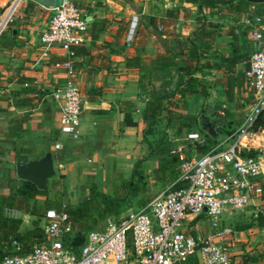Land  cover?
I'll return each instance as SVG.
<instances>
[{"label":"crops","instance_id":"0c3cea01","mask_svg":"<svg viewBox=\"0 0 264 264\" xmlns=\"http://www.w3.org/2000/svg\"><path fill=\"white\" fill-rule=\"evenodd\" d=\"M129 1L73 0L87 23L84 40L75 47L73 58L81 104L79 136L75 140L58 133L60 103L52 97V92L64 80V54L56 47L45 48L38 40L51 9L24 0L2 30L14 9L8 17L11 6L6 10L0 21V194L7 193L19 183L14 169L17 163L49 152L54 176L47 180L45 193L35 196V203L37 206L49 204L51 208L57 202L75 205L88 194L92 185L104 193H117L116 186L129 177L134 162L147 155L144 139L152 141L157 134L152 130L144 134L146 125L141 119V110L148 95L140 91L138 78L149 65H142L140 70L126 64V58L139 53L147 61L155 52L160 53V38L171 39L174 35L172 28L183 16L180 7L188 5L196 11V6L184 0H132L140 18L133 41L129 43L126 32L133 12ZM161 7L163 14L157 13ZM174 7L178 8L177 17H166L165 10ZM262 8L251 3L246 6L244 14L261 17L258 28L262 39L259 43L253 41L248 28L240 22L244 15H238L236 19L233 14L218 13L214 9H202L198 13H207L208 18L203 16L204 20L216 22L218 31L207 39L210 54L207 60L200 61H206L208 66L201 70L208 78H216L226 100L233 101L237 97L242 112L250 102V95L243 87L245 60L257 46L264 48ZM197 17L193 19V25L183 26L179 35L192 33L199 24ZM160 25L165 31L161 32ZM149 37L152 39L147 43ZM232 51L233 54L240 53V57L228 71L225 70V56ZM228 86L229 96L226 95ZM209 101L214 103L216 99L209 94L205 105ZM159 121L163 122L162 118L156 119L149 127ZM164 130L173 131L170 128ZM220 132L212 138H220ZM151 133L153 136L149 137ZM55 142L60 143L59 149L54 148ZM154 165L155 160L151 158L141 161L146 172ZM248 211L251 213V209ZM4 214L21 219L20 231L35 225L41 228L42 220L35 215L7 208H4ZM230 217L225 216L224 220ZM229 244L233 264L244 260V264L264 263V239H230Z\"/></svg>","mask_w":264,"mask_h":264},{"label":"built area","instance_id":"2783aa9c","mask_svg":"<svg viewBox=\"0 0 264 264\" xmlns=\"http://www.w3.org/2000/svg\"><path fill=\"white\" fill-rule=\"evenodd\" d=\"M131 22L134 27L136 16ZM240 22L259 43L261 17L247 14ZM86 28L73 0H59L38 35L40 45L56 47L64 54V80L52 97L60 103L57 131L71 140L79 136L81 113L73 58ZM242 78L250 102L239 122L188 159L183 153L186 144L178 143L170 151L181 160L178 175L145 205L106 215L101 228L88 231L76 252L62 242V234L71 231L66 213L47 208L41 216L44 242L21 253L19 242L10 238L4 243L8 253L0 264H182L190 259L194 264H233L229 242L234 230L224 217L247 207L264 216V125L262 119L258 121L264 114L263 47L249 52ZM182 139L203 141L197 131L184 132ZM53 146L59 149L60 143ZM199 216L207 221L202 234L192 223Z\"/></svg>","mask_w":264,"mask_h":264},{"label":"trees","instance_id":"16d2710c","mask_svg":"<svg viewBox=\"0 0 264 264\" xmlns=\"http://www.w3.org/2000/svg\"><path fill=\"white\" fill-rule=\"evenodd\" d=\"M184 1L194 4L197 13H201L202 9L209 11L214 9L218 13L233 14L236 19L240 16L242 17L246 13V6L251 4L245 0ZM259 5L263 6L260 12L263 11L264 13V4ZM177 14L178 8L174 7L165 10V16L171 19H175ZM197 20L199 21L197 28L189 35L181 36L176 34L172 36L170 39L174 44L172 54H155L147 60L148 62L146 61V57L141 56L139 53L126 58V64L136 66L140 70L143 68L142 65H152L151 63H153L156 69L174 67L179 74L173 92H169L166 88L161 87L155 88L149 94L147 93L148 98L144 101V106L141 110V119L146 125L144 134H147L151 130L149 126L160 117L163 121V131L169 128L176 134L181 133L183 130L184 132L194 131L193 127L197 124V118L193 115L177 111L174 101L179 100L180 105L185 107L187 96L195 93L206 94L205 87L195 77V73L200 72L203 67L208 66L206 61L201 62L200 60H207L206 57L210 54L208 51L210 46L207 44V39L218 34L216 22L206 21L202 16L197 17ZM136 26L137 24L135 25L134 33ZM239 54H233L232 51L225 56V70H232L233 63L237 62L240 57ZM144 70H147L146 67H144ZM138 87L140 89L139 85ZM229 92L228 86L226 90L227 96H229ZM171 99L175 100L172 102ZM260 119H262V124L264 125V114L259 116L258 121ZM226 130L223 129L222 132ZM202 135H204V139L199 144L182 138H170L164 133L158 134L152 141L144 139L148 149L147 155L140 157L134 162L129 177L116 186L118 189L117 193H104L97 190L95 185H92L88 194L75 205L57 202L52 208L58 212L63 211L66 213V221L71 227L69 233H64L61 236L63 245L76 252L78 247L85 241L86 233L94 230L98 222L106 215H117L129 207L132 202L136 206L134 209L145 205L155 195L154 190L156 188H161L172 182L178 175V165L181 160L170 151L178 143L183 142L186 144L183 151L186 159L192 155L189 152L190 145L194 151H197V154L201 153L213 142V138L206 132H202ZM145 158L155 160V165L149 172H146L141 166V161ZM176 186H179V184H176ZM45 189H37L31 182L19 179V183L16 186L11 187L7 193L0 194V259L8 253V248L4 246V243L10 238L16 239L19 242L21 253H26L33 246L44 242L42 229L39 226L35 225L31 229L20 231L19 225L21 219L4 214V208L14 209L41 218L44 210L51 207H49V204L37 206L34 198L38 194H44ZM122 203H124L125 207H122ZM244 263L245 260L239 264ZM182 264H194V262L190 259Z\"/></svg>","mask_w":264,"mask_h":264},{"label":"rangeland","instance_id":"374dc122","mask_svg":"<svg viewBox=\"0 0 264 264\" xmlns=\"http://www.w3.org/2000/svg\"><path fill=\"white\" fill-rule=\"evenodd\" d=\"M11 1L12 0H0V8L2 9L0 12V21L2 20V16L6 12L7 10L6 8L8 7ZM131 1L132 0L129 1L130 2L129 8L133 7V12H131L130 14V18L128 20V26H129V22L132 16H136V24L140 18L136 13L137 12L136 5L132 4ZM22 2L23 1H21L18 4V0H15L12 3L6 17H8L10 12L17 6L14 9L12 15L10 16V20H11L14 13L18 10L19 5ZM190 7L191 6H188V5L186 6L183 5L180 7L181 11L183 12L182 14L183 16L181 17L179 22L177 21L176 25L172 28L173 29L172 32L174 35L179 34L180 33L179 31H181V28H184L183 26H187L188 28V26L193 25L194 24L193 19H195L196 16L198 17L205 16L204 18H208L207 13L203 12L202 15L198 14L194 8L192 9ZM157 13L163 14L164 9H162L161 7L160 9H158ZM10 20H7L2 30L8 26V24L10 23ZM134 29H135V26L133 27V31L130 35V38L129 39L126 38L127 39L126 41H128L129 43H132L133 41ZM160 30L161 32L165 31L164 26L160 25ZM126 36H127V32H126ZM151 39L152 38L149 37L147 39L148 40L147 43H150ZM160 42H161V52L160 53L155 52V53L156 54H169V55L172 54V52L174 51V44L172 40L160 38ZM146 52L147 51L145 50V53ZM175 58H178V57H175ZM146 69L147 70L143 72L141 77L139 76L138 78V85L140 86V91L142 93L148 95L149 93L153 92L155 88H161V87L166 88L169 92L174 91L176 82L178 81V78H179V74L174 69V67H169L167 69H156L155 67L149 65L148 67H146ZM204 75H205L204 72L201 70L197 78L201 79V83L205 87V90H206L205 95L200 94V93L198 94L195 93V94L187 96L185 107L180 105L179 100L171 99L172 102L175 100L174 106L177 109L181 110L182 113L190 114L197 118V124L195 126L196 128L193 127V130L197 131L201 135L202 138L204 137V135H202V132H205V131L200 128V116L202 112L207 108L209 103H210L211 111L208 116L212 120H215V125L219 127L218 131H222L223 129L233 127L235 123H237V121L240 120L243 114L242 112L243 109L240 107V105H238V100L236 99L237 97L235 98V100L233 99V101L226 100L225 95L223 94L221 90V86H219V84L215 82L216 78H213V77L208 78L206 75L205 77H203ZM209 94L214 96V98L216 99V102L212 103L211 101H209L205 105L206 98L209 96ZM150 129L153 131V133L155 132L157 135L164 133L168 137L176 138V139L182 138V135L184 133V130L179 134H176L173 131H170V132L163 131L162 130L163 122H160V121L158 123H155V125L151 127ZM153 133H151L149 137H152ZM222 135L223 133L220 132L218 136H220L221 138ZM189 152H190V155L197 153V151L193 150V147L191 145H190ZM161 189L162 187L156 188V190H154L155 192L154 194L156 195ZM121 205H123L122 207H125L124 203H122ZM134 208H136V206L134 202H132V204L129 207L122 210V213L127 209L133 210ZM248 209L250 208L247 207L243 209L242 211H237L236 213L231 215L230 218H227V220H225L224 223H226L228 226H230L234 230L233 239H264V216L258 213H254V212L250 213ZM102 221L103 219H101L98 222V225L95 229L101 228ZM206 222L207 221L204 216H199L192 223L193 224L196 223V225H198L197 232L199 234H202V232H205L207 230ZM244 244L245 243L241 244L240 247L242 248Z\"/></svg>","mask_w":264,"mask_h":264},{"label":"water","instance_id":"95a60500","mask_svg":"<svg viewBox=\"0 0 264 264\" xmlns=\"http://www.w3.org/2000/svg\"><path fill=\"white\" fill-rule=\"evenodd\" d=\"M45 9H52L59 0H30ZM252 4H264V0H245ZM134 23L131 22L127 31V38L132 33ZM211 111L210 103L200 116V128L211 137H215L219 132V127L215 125V120L209 118ZM15 175L18 179L26 180L35 185L37 189L45 188L48 179L54 176V167L49 152L44 155L15 165Z\"/></svg>","mask_w":264,"mask_h":264},{"label":"bare ground","instance_id":"6f19581e","mask_svg":"<svg viewBox=\"0 0 264 264\" xmlns=\"http://www.w3.org/2000/svg\"><path fill=\"white\" fill-rule=\"evenodd\" d=\"M8 9V8H7Z\"/></svg>","mask_w":264,"mask_h":264}]
</instances>
